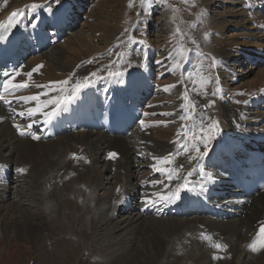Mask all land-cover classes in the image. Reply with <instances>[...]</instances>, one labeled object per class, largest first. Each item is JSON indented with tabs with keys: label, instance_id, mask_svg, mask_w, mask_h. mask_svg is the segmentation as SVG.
I'll return each mask as SVG.
<instances>
[{
	"label": "bare ground",
	"instance_id": "obj_1",
	"mask_svg": "<svg viewBox=\"0 0 264 264\" xmlns=\"http://www.w3.org/2000/svg\"><path fill=\"white\" fill-rule=\"evenodd\" d=\"M81 1L87 6H92L94 3L93 0L87 2L85 0H72L71 2L78 5ZM251 1L252 0H250V2ZM15 3L16 0H0V19L1 16L3 17L10 12ZM207 3L208 8L211 9L215 4L217 5L218 0H208ZM96 4H98L96 11H90V15L95 18L98 17V21L102 23V26L104 28L107 27L105 30L108 31L110 36L112 33L120 31L121 28L117 25L122 21L118 15H115L118 18L114 19L113 23L110 24L108 21V18L113 17H111V15H113L111 11L117 4H114L113 0H100L97 1ZM260 5H264V0H261ZM68 6L69 4L66 5V7ZM119 8L121 7L119 6ZM78 13L79 12L75 11L70 26L71 28L73 25L75 26L81 21L80 17L82 14ZM87 13L88 12L85 14ZM242 14L240 6L236 10L230 12L224 11L219 14L213 13L209 18V23L212 22L211 28L206 30L209 35L213 32L209 39L210 42L208 40L206 44H203V48L199 46L200 49L208 51L211 57L216 58V73L219 72V77H224V74L226 73V78H228L227 81L232 78L238 80L245 77L243 73H238V68H235L238 65L241 66L243 62H245L242 55L240 56L237 54L235 49L238 46L248 47L252 43H247L245 40L238 41V37L246 35L252 36L253 39L261 38L255 35V32L250 34L246 31L247 33L239 32L238 35L231 33L230 39H226V36L224 39L222 37L219 38L218 41L215 39V30L220 31L221 34L225 35L223 31L225 32L230 26H242L246 30H249L251 27L247 26V19H235L232 21L234 17H240ZM252 15L256 16V18L252 20L260 19L257 22L259 23V26L264 25V15L258 10L251 11L249 17L251 18ZM204 17V20H206V16ZM106 18L107 21L105 20ZM4 20L0 22L3 25ZM95 24L91 25V23H82V26L85 28L87 27L89 30L97 29ZM102 26H98L99 30H101ZM86 31L87 30H80L78 33H75L76 35L74 37L64 38V45L67 46L66 48L64 45H52L49 49L42 51L36 56L37 58L34 56L36 59L40 58L41 55L43 58L45 57L47 64H49L48 66H51L50 68H52V73H48L42 69V67L34 72L32 77L27 80L28 84L31 85V91L37 93L47 92L50 89L63 88V91H53L51 95L66 96L68 95L69 88L72 87V84L77 80L86 77L88 73L95 71L94 66L89 63V59L94 52H98L102 47H100V43L93 44V37L86 34ZM66 32H68V30H66ZM259 32L263 35L264 39L262 27ZM92 34L94 33L92 32ZM171 40L177 43L175 35H169L163 38L153 35V38L150 40L152 44H150L149 50L155 49L154 45L160 42L166 47L170 44ZM113 41V39L103 41L102 44L104 46ZM219 43L221 45H219ZM260 44L261 43H259V46ZM162 45L159 47H162ZM171 46L173 45L171 44L167 46L168 49L163 50L162 53L158 52V60H165L169 50L174 48ZM105 47H107V45ZM178 48H188V44L184 46L178 45ZM124 54L127 55V52H120L118 55ZM112 56L113 54L110 58L105 56L102 62L107 59H112ZM34 57H30V59H33ZM80 59L83 61H80ZM136 59L137 57L134 55L132 60L130 59V56L126 57V60H129L130 63ZM28 61H24L25 64L20 69L23 77H15L14 82L19 83L25 81L28 78L26 73L30 72L40 62L31 65L32 62L29 63ZM118 61L119 60L112 64L111 67L105 66L104 68L97 70V74L99 75L102 72L116 71V66L120 69V67H125L129 64L123 65L120 64V62L118 63ZM219 61L222 62L221 66H223L224 69L219 67ZM26 63H29V66L26 65ZM174 63L175 61H165L167 68H172ZM181 63H183V61H181ZM165 64H162L164 67L160 72L156 71V73L161 74L167 72L171 76L158 82L157 86L160 88L161 92L147 103L145 111L148 110L152 113H156L160 118L168 121L178 119L179 115L183 114V109L180 108V105L186 103L182 99L183 92L179 94V91H185L186 86L189 100L196 104L197 114L195 119L198 122L200 119L199 112L201 104L204 102L207 104L211 98L209 97V87L207 88L208 95H204L203 91L200 92L202 96H200L201 99L197 96L196 85H193L192 81L187 77L183 79V83H179L183 73L181 68H176L174 71L168 72ZM244 70L246 71V74L252 73L251 69L246 68V66H244ZM194 71L198 72V70ZM235 71L237 73H235ZM55 72H57V75ZM43 73L50 74L51 76H48L50 78L52 76L57 77L59 73H71V75L65 79L69 81L67 85L56 84L52 87L37 88L35 87V83L40 82H37L35 77ZM53 74H55V76ZM203 75L207 76L208 74ZM59 76L61 77V74ZM145 76L147 77L148 74H145ZM193 79L198 80L199 75L194 76ZM173 84L176 86L169 91L162 90L163 86ZM263 84L264 67L259 69L252 80L247 79L243 81V83L241 82L237 85L235 83L230 84L227 82L225 86L232 85L231 88L236 86L240 87L238 92L236 93L227 90L229 92L222 94V99L220 96V99L215 101V107L213 106L208 110V115L213 116L215 119L218 118L217 115L221 116V118L225 120L223 123L227 125L226 129L241 133L244 140L252 137V131L264 134V121L262 119L264 117V108L262 109L263 112L262 110H258V114L261 117L257 118L254 115H249L250 111L248 105L247 107L246 105H243V108L246 110L245 118L242 116V111H237L238 103H236V101L249 99L251 94L259 93L257 96H261L264 87H262L260 92H257V88L258 85L261 86ZM44 85H46V83ZM238 93L243 94L241 95ZM236 94L239 96L235 97ZM52 96H45V99H49ZM15 106L16 104L13 103V109H15ZM33 106L35 105L26 103L17 108L16 111H13L12 114L16 115L19 120L13 122V120H11L12 114L0 104V167L4 165L0 170V264H55L52 258L56 256L59 257L57 251L53 249L51 252H48L45 248V244L52 241L54 235H59L60 231H65L63 232V235H66L68 232L71 233V229L73 228H70V225L75 227L74 229L77 231V234L81 236L85 234L84 236L87 239L95 241V243L97 242V245H94L93 247V250L99 256L97 257V261H94L96 262L95 264H264V240L261 242L257 241V250L255 251L248 246L257 238L261 226L264 225V214L261 220L258 221L260 215L264 212V191H258L256 194L247 198L245 195L238 194L237 189L234 188L231 190V192H235L234 195L228 193L226 196H222L217 200L212 198V200H216V203H218L222 209L227 210L228 212L227 215H217L216 217L219 219L197 215H194L192 218L173 216L165 212L166 207L162 206L156 208L155 213L147 214L142 211L146 206L142 197H144L147 191L148 193L163 191V187L152 189L148 184H150L151 180H161L164 179V177L161 176L160 173H158L159 176H157L156 172L151 169L145 173V170L143 171L144 168H141V163L137 164L135 163V160L138 159L142 161V164L146 163V165L150 167L154 162L152 159L153 156L162 157L169 152H174L176 150L177 145L172 143L176 137L172 138V134L164 129V134L161 136L166 137V140H160L161 142L155 140L149 130L152 127H147L142 130L143 133L139 136L142 137L141 139L136 136V132H133L128 136H117L119 137L117 138L118 140L115 142L108 141L107 144L105 139L115 137V135L109 136L108 134L96 130H86L85 132L75 134H72V132H66L63 136L59 135L44 140L35 139L32 135L17 134L15 132L16 123L24 122L23 124L27 126L31 123V119H36L37 121L43 119L39 114L37 115L38 118H29L27 116L25 110L28 107ZM216 108L218 109V113H215ZM20 111H25V115L20 116ZM173 112L176 113V115H160L161 113ZM255 112H257V110ZM231 117L234 118V121ZM4 122L8 123V126H2ZM182 123L185 122L181 121L180 124H178V122L177 124L174 123V126L179 128ZM220 128H222V126L219 125V129ZM37 134H42L41 129L38 130ZM131 136H134L135 142L138 141L137 145L135 143L134 145L127 143L126 140L131 138ZM55 138L56 140H54ZM250 143H252V141ZM257 144L259 146L263 145L264 149V144L262 142ZM210 147L212 149L213 145ZM99 151H101V154ZM142 151L144 152L140 153ZM109 153H116L117 155L115 157H110ZM73 154H75L76 157H74ZM53 157L57 158L55 159ZM173 159L175 163L168 165L170 168H178L180 163H183L186 167H191V165H188L185 155L176 156L173 157ZM6 162L7 165L11 162L14 166H5ZM13 167L20 170V173L18 174H21V172H28L27 175L34 183L31 181V184L23 186L20 182L18 183L15 181ZM8 168H10V171ZM206 170L212 172L215 178L219 180L216 183L219 186L226 183L225 176L219 171V168L216 169L215 167L207 166ZM184 174L186 175L187 173L185 172ZM140 175H142V177L144 176V178L146 177L149 182L144 183V180L142 181ZM69 176L75 177L74 179L71 178V180ZM153 176L160 178L156 179ZM15 177L19 179L21 176ZM61 178L64 180L58 183L57 180H60ZM189 179L198 180L199 177L194 172L193 176ZM128 182H130V185L126 186ZM10 183L12 184L10 187L4 186H9ZM47 183L49 188L47 191L48 194L46 193L45 188ZM165 183H167L166 180ZM174 184L175 181H173V185ZM211 185H215V183ZM82 187L88 189V192H84V189H81ZM9 188H14V190L10 191L8 190ZM100 190L102 191L99 195L101 198L90 199V192H92L93 196V192L96 193V191ZM24 191H26V193ZM99 196L97 194V197ZM14 197L20 198L19 201L16 202L18 205L20 204L21 206L22 204L27 203L28 206L32 205L35 209L32 211L25 209L23 213L22 209H20L16 203H13L11 211L15 212V214L17 213L18 219L16 217L17 220H10L4 224L5 214L3 210L1 211V205L9 198L12 199ZM21 197L23 200H21ZM123 198H128L130 203L128 205L124 204L122 201ZM233 198H242L243 201L235 202L233 201ZM51 199L53 200L49 201ZM53 202L56 204H53ZM159 205H161V202L157 203L155 206ZM229 205L234 206V208L231 210ZM232 215H234V218L230 217ZM63 225H65V227ZM243 226L244 230L246 228L249 230V232L247 231L246 233V238L241 232V227ZM89 230H92V232L87 235ZM118 230H123L122 234L118 235ZM100 231L102 232L100 233ZM260 236L264 238V234H260ZM217 244L221 245L219 248L220 252L211 251L212 248L216 249ZM201 245H203V247H201ZM223 245H227V247H223ZM243 246L246 255L241 258L243 253L240 252ZM205 247L209 251H206ZM23 249L27 250L26 256L21 254ZM56 264L59 263L57 262Z\"/></svg>",
	"mask_w": 264,
	"mask_h": 264
},
{
	"label": "rangeland",
	"instance_id": "obj_2",
	"mask_svg": "<svg viewBox=\"0 0 264 264\" xmlns=\"http://www.w3.org/2000/svg\"><path fill=\"white\" fill-rule=\"evenodd\" d=\"M25 1H30V2H44V0H16V3L14 4V7H18V6H20L21 4H23ZM92 1V0H91ZM97 1H100V0H93V4H92V6H85V11H84V14H82L81 12H79L78 14H82V16L80 17V19H81V21H79V23H77V25H73L72 26V28L71 29H69L68 30V32H66V35L65 36H63V39L62 40H59V41H57L55 44H53V45H55V46H62V45H64V38L66 39L67 37H74L76 34L75 33H78V31H80V30H87V31H90V32H85L86 34H88L89 36H92L93 37V44L95 43V44H98V43H100V47H102V49H100V50H98V52H94L93 54H92V57H90V59H89V61H91L92 60V63H90L91 65H93L94 66V72H97V70H99V69H101V68H104L105 66H110V65H112V64H114L117 60H116V57L118 56V54L120 53V52H127V55L128 54H130V52H131V50L133 51V45L134 44H131L130 42H129V38L131 37V38H133V35L135 34V32H139L140 34H141V37L139 38V39H137V40H144V44L143 45H146V44H152V42L150 41L152 38H153V35H155V36H157V37H160V38H163V37H165V36H169V35H175V29L177 28V27H179L180 29H181V31L184 33V36H183V38H181L180 36H177V35H175L176 36V38H177V43H175V42H173L172 40L170 41V44L169 45H173V46H171V47H174V48H177L178 49V45H181V46H184V45H186V44H193L192 43V41L193 40H195L196 41V44L197 45H200V47L201 48H203V44H206L207 43V41L210 39V36L212 35V33H211V35H209L207 32H206V30L207 29H209V28H211V25H212V22L211 23H209V21H210V17L212 16V14L213 13H216V14H219V13H222V12H224V11H232V10H236L239 6H240V10H241V12L243 13L242 15H240V17H234L233 19L231 18V17H229V18H231L232 19V21H234L235 19H238V20H241V19H247L248 20V22H247V26L248 27H251L249 30H246L245 28H243L242 26H230V28H228V29H226L225 30V32L223 31V33H225V35L224 34H221L220 33V31H218V30H215V39H217V41H218V39L219 38H225V36H226V39H230V34L231 33H234V34H237L238 35V33L240 32V33H247L246 31H248L250 34H252L253 32H255V35H257V36H259V37H261V38H254L253 39V37L252 36H239L238 37V41H241V40H245V41H247V43H252L250 46H248V47H246V48H255L257 45H259V43H261L260 44V46H262V47H264V39H263V35L259 32L260 30H261V26H259L258 24L259 23H257L260 19H257V20H252V19H255L256 18V16H253V15H255V14H253L252 15V17L250 18L249 17V14H250V12H249V10L250 11H253L252 9H248V11H247V8L245 7V6H242L245 2H244V0H223V1H221V0H218V3H217V5L215 4L211 9L210 8H208V3H207V1L208 0H187V2H185V0H168V4L169 5H171V7H165V6H159V7H156V12L155 13H153V12H151L147 17H145L142 21H143V23H141L140 25H138L137 27H139V31H136V28H132V26L134 27L135 26V24H138L139 23V18L137 19V17H136V12L139 10V0H113V2H114V4H117L116 6H114L113 8V10L111 11V13L113 14V15H111V17L112 18H108L109 20V23L111 24V23H113L114 21V19H117L118 17H120V20L122 21L120 24H118L117 26H119L120 28H121V30L120 31H117V32H115V33H112V37L110 36V34H108V31L107 30H105V29H107V27L106 28H104L103 26H102V23H100L99 21H98V17L97 18H95V17H92L91 15H90V11L91 12H94V11H96V7L98 6V4H96V2ZM101 1H103V0H101ZM119 1V2H118ZM116 2V3H115ZM250 2V1H249ZM257 2V1H256ZM118 3H119V6L121 7V8H119V6H118ZM252 5H253V7H255L254 5H255V3H252ZM14 7H12V9L14 8ZM118 10H117V9ZM208 8V9H207ZM12 9L10 10V12L12 11ZM91 9V10H90ZM109 9V8H108ZM116 9V10H115ZM173 9H175V11H173ZM210 9V10H209ZM94 10V11H93ZM143 11V9H142V6H141V4H140V11ZM117 11H119V12H117ZM86 12H88L87 14H85ZM116 13V14H115ZM206 14V15H205ZM118 15V17H116V16ZM115 16V17H114ZM182 16V17H181ZM204 16H206V20H204L205 19V17ZM1 18H2V16H1ZM95 18V19H94ZM136 18V19H135ZM111 19V20H110ZM227 19V18H226ZM94 20V21H93ZM106 21H107V18L105 19ZM112 21V22H111ZM134 21V22H133ZM93 22V23H92ZM96 24H95V23ZM99 22V23H98ZM206 22V23H205ZM82 23H91V25L92 24H95L96 26H97V29L95 28V29H88L87 27V29L85 28V27H83L82 26ZM122 24H123V26H122ZM255 24V25H254ZM98 26H102V28H101V30H99V28H98ZM110 26H112V25H110ZM109 26V27H110ZM262 27H263V25H262ZM104 28V29H103ZM93 30V31H92ZM96 30V31H95ZM131 30H132V32H131ZM107 33H106V32ZM263 31V30H262ZM92 32L94 33V34H92ZM99 32V33H98ZM217 32V33H216ZM237 32V33H236ZM143 33H146L145 34V36L146 37H143ZM106 34V35H105ZM133 34V35H132ZM205 34H207V40H205V38H203V37H205ZM102 35V36H101ZM108 36V37H107ZM135 36H137V34H135ZM224 36V37H223ZM228 36V37H227ZM101 37V38H100ZM111 37V38H110ZM135 38V37H134ZM111 39H113L114 41L112 42V43H110V44H106L107 45V47H105L106 45H104L103 46V41H109V40H111ZM136 39V38H135ZM240 39V40H239ZM258 39V40H257ZM263 40V41H262ZM63 41V42H62ZM209 42H210V40H209ZM109 43V42H108ZM217 43V42H216ZM256 43H258V44H256ZM102 44V45H101ZM136 45V47L138 46V45H140V44H135ZM154 45V44H153ZM162 44H161V42L160 43H157L156 45H154L155 46V48L157 49L158 48V52H160V53H162V51L163 50H166V49H168V47L167 46H169V45H167L166 47L165 46H163L162 45V47H159V46H161ZM217 45V44H216ZM219 45H221L220 43H219ZM246 45V44H245ZM65 46V45H64ZM67 46H65V48H66ZM69 48H70V46H69ZM160 48V49H159ZM170 48V47H169ZM174 48H172V49H170L169 51H172ZM188 48L190 49L191 47L190 46H188ZM242 48H245L244 46H238L236 49H235V51H236V53L237 54H239L238 53V51H242L241 49ZM125 49H126V51H125ZM46 51V50H45ZM63 51H64V49H63ZM234 51V50H233ZM208 52V51H207ZM209 53V52H208ZM113 54V56H112V59H107L106 61H104V62H102L103 60H104V58H105V56L107 57V58H110V56ZM94 55V56H93ZM240 56H241V54H239ZM109 56V57H108ZM31 57V56H30ZM30 57H28V58H26L25 59V62L26 61H28L29 63L30 62H32V64L31 65H33V64H35V63H37V62H39L40 63V65H42V69H44L45 71H47L48 73H52V68H50L51 66H48L49 64H47V61L45 60V57L43 58L42 57V55L40 56V58H38V59H36L35 57V60H34V58L33 59H30ZM132 57H133V55H131L130 56V59L132 60ZM155 57V55L153 56V58ZM209 57H210V59H211V56H210V54H209ZM239 58V57H238ZM42 59H43V61H42ZM222 59V58H221ZM141 60V59H140ZM154 60V59H153ZM80 61H83L82 59H80ZM127 61H129V60H127ZM204 61H206L205 59H204ZM211 61V60H210ZM201 62V61H200ZM199 62V63H200ZM246 62V61H245ZM245 62H243V64L241 65V66H239L238 64V66L237 67H235V68H238V73H243V75L245 76V77H243V78H240V79H229V81H227L228 80V78H226L227 76V74L225 73L224 74V77H223V80H222V82H223V86H225V84L227 83V82H229L230 84H233V83H235L236 85L237 84H239V83H243V81H245V80H252V78H254L255 77V74L259 71V69H261V68H263L264 67V63H261V62H250V63H247L246 62V64H245ZM29 63H26V65H28L29 66ZM118 63H119V61H118ZM129 63H130V61H129ZM104 64V65H103ZM120 64H123L124 65V63H120ZM125 64H128V63H125ZM204 64V63H203ZM209 64H210V62H209ZM51 65V64H50ZM244 66H246V68H250L251 69V71H252V73L250 74H246V71L244 70ZM204 68H206V70L204 71V73L203 74H209V72H208V70H207V66L206 65H204ZM121 69V68H120ZM193 70V69H192ZM212 70H214V68L212 69ZM194 71V70H193ZM206 72V73H205ZM212 72V71H211ZM216 72V71H215ZM48 73H43V74H39V75H37L35 78H36V81L37 82H40V84L42 83L43 85L46 83V85H44V86H46V87H52V86H54V85H56V84H50L49 82H54V81H63V80H65L67 77H69L70 75H71V73L70 74H68V73H59L58 74V79H57V77H48V76H51L50 74H48ZM92 73V72H91ZM235 73H237L236 71H235ZM48 74V75H47ZM55 74L57 75V72H55ZM55 74H53L54 76H55ZM61 74V77L59 76ZM105 74H107V72H102V73H100L99 75H105ZM229 74V73H228ZM65 75V76H64ZM88 75H89V73H88ZM88 75H86V76H88ZM230 75V74H229ZM252 75H254V76H252ZM21 77H22V75H21ZM49 79H48V78ZM218 77H219V75H218ZM34 78V79H35ZM46 78V79H45ZM83 80H84V78H82V79H80V81L81 82H83ZM216 81H218V83H219V80L218 79H216ZM75 84V83H74ZM74 84H72V86L74 85ZM186 84H188V83H186ZM231 86L232 85H229V86H225L224 88H225V90H226V92L225 93H227V92H229L230 90L232 91V92H238V89L240 88V87H233V88H231ZM209 87V88H208ZM260 87V88H259ZM262 87H264V84L263 85H258V90H257V92H260V90L262 89ZM184 88V87H183ZM207 88H208V90H209V92H210V95H209V97H211L209 100H214V101H218L219 99H220V96H221V99H222V95L220 94V96L219 97H216V96H211V93L214 91V89H213V87H212V84H209L208 86H207ZM227 90H229V91H227ZM48 92V96L47 97H50V96H52L51 95V93H53V90H48L47 91ZM182 92H184V90H180L179 91V94H181ZM28 94L27 95H31L32 94V92L31 91H28L27 92ZM239 94V93H238ZM238 94H236L235 95V97H237V96H239ZM259 94V93H258ZM258 94H256V95H258ZM251 95H254V94H251ZM198 97H200L201 96V94H198L197 95ZM202 97V96H201ZM200 97V98H201ZM202 99V98H201ZM246 99V98H245ZM243 101H246V100H243ZM243 101H241V103H239V104H237V111L239 112H243L242 113V116L243 117H245L246 118V110L243 108V105H246V107H247V104H243L242 102ZM186 102V101H185ZM35 103V102H34ZM30 104H33V103H30ZM206 104V102H204L203 104H201V106H203V105H205ZM215 105L216 104H214V107H215ZM242 107H241V106ZM178 107V106H177ZM264 108V105H260V106H256V107H252V108H250L249 107V115H251V116H256L257 118H260L261 116L258 114V110L260 111V110H262ZM257 110V112H255ZM148 111V110H147ZM151 112V111H150ZM254 112V113H253ZM262 112H263V110H262ZM152 113V112H151ZM215 113H218V109L216 108L215 109ZM251 113V114H250ZM244 114V115H243ZM217 117L218 118H216V119H218V121H219V124L222 126V128H226L227 127V125L226 124H224L223 122L225 121L223 118H221V116H219V115H217ZM263 117V116H262ZM231 119L234 121V118L233 117H231ZM263 119V121H264V117L262 118ZM149 120H153V117H148L147 118V121H149ZM155 121H156V123L157 124H161V122H168V125L167 126H160V125H158V126H155V127H152V128H150L149 130H150V134H152L153 135V137L155 138V140H161V141H164V140H166V137H163V136H161L162 134H164V129H166V131L167 132H170L171 134H172V138H175L176 137V133H177V127L176 126H174V123H176L177 124V122H178V124H180L181 123V120L180 119H176V120H171V121H168V120H164L163 118H160L159 116H158V118L157 119H155ZM180 122V123H179ZM4 124V125H3ZM2 124V126H8L7 124L8 123H6V122H4ZM264 124V123H263ZM173 125V126H172ZM263 126V125H262ZM80 130H82V129H79V130H76L77 132H72V134L74 133H82V132H85V131H80ZM148 130V129H147ZM96 132V131H95ZM102 133V132H101ZM143 133V131H141L140 133H136V136H140V134H142ZM157 134V135H156ZM61 136H63V134L61 135ZM160 137H162V138H160ZM117 138H119V137H117V136H115V137H109V138H107V139H105L106 140V144L108 143V141H111V142H115L116 140H118ZM142 137H139V139H141ZM172 138H169V139H172ZM138 139V140H139ZM54 140H56V138L54 139ZM135 140V138H134V136H131V138H128L126 141H127V143L128 144H130L131 143V145H134V143L137 145L138 144V141L137 142H135L134 141ZM168 140V139H167ZM48 141H53V140H48ZM160 141V142H161ZM170 141V140H169ZM101 146V145H100ZM106 146V145H105ZM88 147H90V146H88ZM139 150H141V149H139ZM102 151V150H101ZM101 151H99V153L101 154ZM144 151H142V152H140V153H143ZM148 153V152H147ZM99 154V155H100ZM146 155V154H145ZM74 157H76V155L74 156ZM53 158H55V157H53ZM57 158V157H56ZM55 158V159H56ZM111 161H113V160H111ZM139 161V162H138ZM146 161H147V159H146ZM12 162V161H11ZM11 162H9L8 163V165H12V166H14L13 165V163H11ZM135 163H137V164H140L141 163V168L143 169V171L145 172V173H147L148 171H150V167L148 166V165H146V163H143L142 164V161H140V160H138V159H136L135 160ZM7 165V162H6V165L5 166H8ZM2 166H4V165H2ZM1 166V167H2ZM1 167H0V170H1ZM104 167H106V166H104ZM13 169V176H14V179H15V181H17L18 183L20 182V184L21 185H23V186H26L27 184L29 185V184H31L32 182H33V180L31 179V178H29V176L27 175L28 174V172H26V173H22L21 172V174H18V173H20V170L19 169H17V168H12ZM8 170L10 171V168H8ZM18 170V171H17ZM152 170V169H151ZM17 171V172H16ZM103 171V170H102ZM147 171V172H146ZM17 173V174H16ZM114 173V172H113ZM113 173H111V174H113ZM185 173V172H184ZM16 174V175H15ZM115 174V173H114ZM21 177H20V176ZM15 176H18V177H20L19 179L18 178H16ZM23 176V177H22ZM58 177V176H57ZM70 177V179L72 178V179H74V177L75 176H69ZM140 177H141V179H142V181L144 180V183H148L149 182V180L145 177L144 178V176L142 177V175H140ZM154 177V176H153ZM154 178H156V176L154 177ZM157 178H160V177H157ZM156 178V179H157ZM14 179H13V181H14ZM21 179V180H20ZM31 179V180H30ZM71 179V180H72ZM147 179V180H146ZM64 179L63 178H61L60 180H57L58 181V183H60V182H62ZM146 180V181H145ZM32 181V182H31ZM31 182V183H30ZM67 182V181H66ZM25 183V184H24ZM34 183V182H33ZM42 184V183H41ZM12 184L10 183L9 184V186H6V185H4L5 187H10ZM112 185V184H111ZM127 185H130V182H128L127 184H126V186ZM132 185V184H131ZM76 186H78V185H76ZM42 187V186H41ZM131 187V186H130ZM20 188H21V186H20ZM46 193H47V191H48V183L46 184ZM115 188H116V186H115ZM114 188V189H115ZM127 188V187H126ZM81 189H84V192H88V189H85L84 187H82ZM8 190H14V188L13 189H11V188H9ZM23 191V190H22ZM25 193H26V191H24ZM100 193H102V191L100 190V191H96V193L95 192H93V196H92V192H90V199H93V198H101V196H99L100 195ZM48 194V193H47ZM97 194H98V196L99 197H97ZM25 195V194H24ZM96 196V197H95ZM26 197V196H25ZM19 199L20 198H16V197H14V198H12V199H8V200H6L5 202H4V204H2L1 205V211L3 210L4 211V219H5V223L4 224H6V222L7 221H10V220H15L16 219V217H17V219H18V215H17V213L15 214V212H12L11 211V206L13 205V203H16L17 201H19ZM21 200H23V198L21 197ZM53 199H51V200H49V201H52ZM161 203H163V202H161ZM53 204H56L55 202H53ZM16 205L17 206H19V208L20 209H22V212L24 213V211H25V209H27V210H29V211H32V210H34L35 208L31 205H27V203H24V204H22L21 206H20V204L18 205L17 203H16ZM77 205H79V204H77ZM162 205H159V206H156V208H158V207H161ZM160 209V208H159ZM6 210V211H5ZM12 213H14V214H12ZM263 214H264V212L260 215V219H258V221L259 220H261V218L263 217ZM187 217H194V214H191V215H189V216H187ZM156 218H160V217H156ZM162 218V217H161ZM231 218H234V217H231ZM16 219V220H17ZM213 219V218H212ZM226 219V218H225ZM221 220H223V219H221ZM225 221V220H224ZM64 227H65V225H63ZM63 226H61V227H63ZM70 228H73V229H71V233H66V235H63V232H65V231H60L59 232V235L57 234V236L56 235H54L53 237H52V241H49V242H47L46 244H45V248L47 249V251L48 252H51L53 249H55V251H57V253H58V256L59 257H53L52 259H53V262H55V264L58 262L59 264H95L96 262H94V261H97V257H99L98 256V254L93 250L94 248V245H97V242L95 243V241H92V240H90V239H87L84 235H79V234H77V231L74 229L75 227H73V226H69ZM66 230V229H65ZM74 230H75V232H74ZM119 231H121V232H119ZM247 231L249 232V230H248V228H246L245 230H244V226L243 227H241V232H242V235L243 236H245V238H246V233H247ZM91 232H92V230L90 231H88L87 232V235L88 234H91ZM102 231H100V233H101ZM122 232H123V230H118V235H120V234H122ZM62 234V235H61ZM61 235V236H60ZM70 235V236H69ZM77 235V236H76ZM78 235H79V237H78ZM115 235H116V233H115ZM67 236V237H66ZM117 236V235H116ZM58 237V238H57ZM69 237H71V238H69ZM55 238V239H54ZM119 238H120V236H119ZM119 238H116V239H119ZM66 239V240H65ZM76 239V240H75ZM53 240H55V241H53ZM56 240H57V242H56ZM60 240V241H59ZM115 240V239H114ZM65 241V242H64ZM74 241V242H73ZM52 243H53V245H52ZM65 244V245H62V244ZM72 243V244H71ZM68 244H69V246H68ZM203 244V243H202ZM60 245V246H59ZM64 247V248H63ZM201 247H203V245H201ZM67 248V249H66ZM88 248V249H87ZM206 248V247H205ZM91 250V251H90ZM206 251H209L207 248L205 249ZM245 249H244V246L242 247V249H241V252L240 253H243L242 254V256H241V258L244 256V255H246V251H244ZM24 251V252H23ZM23 251L21 252V254L23 255V256H26V253H27V250H25V249H23ZM66 251H67V253H66ZM90 251V252H89ZM211 251H217V252H220V250H219V248H217L216 247V249H211ZM62 253V254H61ZM25 254V255H24ZM61 254V255H60ZM91 254V255H90ZM69 255H71V256H69ZM66 256V257H65ZM69 256V257H68ZM253 256V255H252ZM68 257V258H67ZM247 257H248V255H247ZM62 258V259H61ZM225 259H228V258H225ZM57 260V261H56ZM59 260V261H58ZM251 262V261H250Z\"/></svg>",
	"mask_w": 264,
	"mask_h": 264
},
{
	"label": "snow or ice",
	"instance_id": "obj_3",
	"mask_svg": "<svg viewBox=\"0 0 264 264\" xmlns=\"http://www.w3.org/2000/svg\"><path fill=\"white\" fill-rule=\"evenodd\" d=\"M63 0H45L43 4L33 3L27 7H30L34 13H37L38 9H44L49 13L50 16H55L53 5H62ZM187 2V0H185ZM141 6L143 12L150 13L155 10V7L165 6L171 7L168 4V0H141ZM175 11V9H173ZM19 13H13L12 19L15 18ZM17 24L19 21L16 22ZM40 23V17L38 13L34 16V18L28 21V24L31 28L36 29ZM140 23H143L141 21ZM53 26L52 24L49 27ZM15 27V24L3 25L0 24V28H3L4 31H10L11 28ZM139 27L136 28V31H139ZM175 35L183 38L184 33L181 31L179 27L175 29ZM6 37L0 36V42H3ZM205 39H207V34H205ZM129 42L131 44H140L143 45L144 40H137L135 38H129ZM193 44H196V41H192ZM140 50L133 49L136 54L139 53ZM192 49L189 48H174L172 51L167 53L165 60L156 61L157 64H165V61H175L172 68L165 67L168 72L174 71L176 68L184 69L185 64H187L189 60V53ZM201 57H203L204 53H198ZM183 61V63H181ZM89 63H92L89 61ZM217 65V61L215 57H211V63L207 65V70L209 74L207 76L203 75L205 70L203 61L201 60L200 64L195 65V68L198 70L193 71L191 69L186 70L182 73L181 80L179 83H183V79L187 77L192 81L193 85H196V91L200 94L203 91L204 95H208L207 86L209 84H213L214 91L211 93L212 96H215L218 91V88L215 87L213 77L211 75V69L215 68ZM132 63H129L124 70L120 71H108L107 76H99L97 72L89 73L88 76L84 77V82L82 83L80 80H77L75 84L72 86L71 92L69 95H55L49 99L41 100L42 96H48V92H37L33 95L29 96H13L17 102H35V106L28 107L25 111L29 118H34L39 116L43 117L42 123L48 124L54 117H56L60 111L63 110V105L72 102L73 100L78 98V93L87 87H91V85L98 80L102 79H114L117 83H121L124 80V77L128 74V69L133 67ZM42 65H37L30 72H27L26 75L28 78L32 77V74L41 68ZM111 67V65L109 66ZM22 68V66H21ZM165 73H161L163 76ZM21 75L20 68H13L12 72H5L4 79L0 81V101H2L5 105L10 106L12 101L7 98V95L13 94L16 91L21 89H25L29 87L28 81L25 80L23 82L16 83L14 82L15 77ZM199 75V79H193L194 76ZM50 84H59V85H67L69 83L68 80L63 81H54L49 82ZM176 85H165L163 86V91H169L171 88H174ZM37 88H44V85H36ZM53 91H63L61 89H53ZM243 94V93H239ZM182 99L186 101L180 105V108L183 109V114L179 115L178 119L184 121L180 127L177 129L176 139L172 141V143L177 145V148L174 152H169L167 155L162 157L153 156V163L150 165L151 169L160 173L164 179L161 180H151L150 183L152 185H162L163 191H158L154 193L157 197L156 200H152L150 196L146 197V206H155L157 203H173L176 200L182 199L183 191H194V187H189L190 184L199 183L201 186V192L206 193L208 190V186L214 184L216 182L215 176L212 172L206 171V165L204 164L205 158H210V151L213 145V141H216L219 137L220 129H219V121L215 119L213 116L208 115V110L211 109L215 101L209 100V102L200 108L199 116L200 119L197 122L195 117L197 114L196 104L195 102H191L189 100L187 87L185 86V91L182 93ZM236 103H241V101H236ZM243 103H247V101H243ZM16 111V109H13ZM25 111H20L19 115L24 116ZM156 115V113H152ZM144 115H147L145 113ZM160 115L165 116H174L176 113H161ZM37 122L36 119H31V123L28 124V128H32V126ZM144 121L140 120V124L143 127ZM165 123V122H161ZM239 126V125H237ZM17 129L20 128V125H15ZM21 135L26 134L25 131H21ZM35 139H39L38 136L34 137ZM182 141V142H181ZM116 153H109L110 157H115ZM185 155L187 159L188 165L191 167H186L184 164H181L178 168L168 167V165L175 163L173 157ZM75 156V154H73ZM195 162V163H193ZM22 171V170H21ZM184 172L187 174L185 175ZM199 177L198 180L192 181L189 178L193 176V173ZM165 180L167 183H165ZM173 181L175 184L173 185ZM260 234H264V225L261 226L260 232L258 233L257 239H259ZM257 239H254L251 244L248 246L252 248V250H257ZM217 248H220L221 245L217 244ZM223 247H227V245H223Z\"/></svg>",
	"mask_w": 264,
	"mask_h": 264
}]
</instances>
